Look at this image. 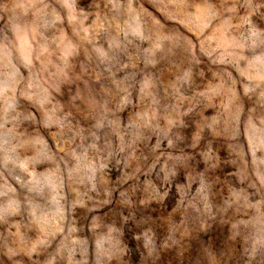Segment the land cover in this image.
<instances>
[{
    "label": "rangeland",
    "instance_id": "obj_1",
    "mask_svg": "<svg viewBox=\"0 0 264 264\" xmlns=\"http://www.w3.org/2000/svg\"><path fill=\"white\" fill-rule=\"evenodd\" d=\"M0 264H264V0H0Z\"/></svg>",
    "mask_w": 264,
    "mask_h": 264
}]
</instances>
